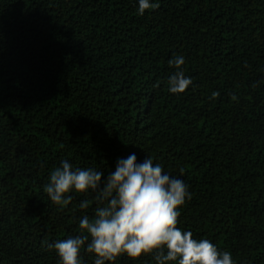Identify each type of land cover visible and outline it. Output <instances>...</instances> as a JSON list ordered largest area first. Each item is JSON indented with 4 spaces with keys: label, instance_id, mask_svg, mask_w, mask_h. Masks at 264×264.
I'll list each match as a JSON object with an SVG mask.
<instances>
[{
    "label": "trees",
    "instance_id": "trees-1",
    "mask_svg": "<svg viewBox=\"0 0 264 264\" xmlns=\"http://www.w3.org/2000/svg\"><path fill=\"white\" fill-rule=\"evenodd\" d=\"M154 3L0 0V264H57L51 245L94 215L96 192L48 198L62 160L107 175L132 153L188 185L178 227L264 264V0Z\"/></svg>",
    "mask_w": 264,
    "mask_h": 264
},
{
    "label": "clouds",
    "instance_id": "clouds-1",
    "mask_svg": "<svg viewBox=\"0 0 264 264\" xmlns=\"http://www.w3.org/2000/svg\"><path fill=\"white\" fill-rule=\"evenodd\" d=\"M138 13L156 7L154 0H137ZM185 57L175 55L168 64L175 72L168 77V91L184 93L192 85L182 69ZM218 93H213L215 98ZM233 99H236L233 96ZM184 170L180 169L181 176ZM45 192L52 203L67 206L71 192H96L94 215L79 219V235L57 240L53 245L57 264H81L86 248L93 264H115L118 257L131 260L151 256L154 264H235L232 254L221 251L208 239H196L178 227L180 208L191 192L184 180L164 171L147 156L138 162L135 153L118 158L107 175L94 167L77 168L64 159L50 174ZM87 209L89 202L78 206Z\"/></svg>",
    "mask_w": 264,
    "mask_h": 264
}]
</instances>
